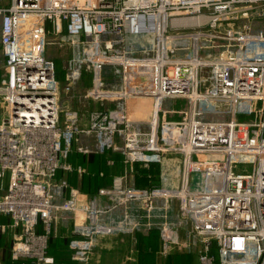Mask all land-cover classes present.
Instances as JSON below:
<instances>
[{
    "label": "built area",
    "instance_id": "1",
    "mask_svg": "<svg viewBox=\"0 0 264 264\" xmlns=\"http://www.w3.org/2000/svg\"><path fill=\"white\" fill-rule=\"evenodd\" d=\"M180 29L189 31L169 32ZM48 32L90 37L95 47L105 41L103 52L88 57L94 77L87 95L119 105L92 112L88 130L76 112L60 122V97L80 82L81 69L69 71L62 89L46 55ZM177 38L189 39L188 56L171 54ZM203 40L233 49L204 58ZM0 45L10 75L0 89L10 105L0 122V213L18 232L15 259L54 264L49 239L57 215L71 213L72 258L87 261L97 237L140 225L105 220L116 209L179 199L186 227L205 243L197 264H264V0H0ZM181 99L188 101L182 118L166 119ZM84 133L95 134L101 152L126 150L132 163L181 151V185L134 188L117 179L100 197L75 188L66 197L60 173ZM162 238L171 240L170 230Z\"/></svg>",
    "mask_w": 264,
    "mask_h": 264
},
{
    "label": "rangeland",
    "instance_id": "2",
    "mask_svg": "<svg viewBox=\"0 0 264 264\" xmlns=\"http://www.w3.org/2000/svg\"><path fill=\"white\" fill-rule=\"evenodd\" d=\"M92 0H83L85 4H89ZM187 29H180V30H170V34H176L179 32H185ZM189 30H187L188 32ZM191 31V30H190ZM103 43L105 41L102 40ZM100 45L99 47H95L93 44V41L90 37L80 36V37H72L67 33L62 34H55L52 32L47 33V47H46V55L49 59L53 60L55 63L57 75L59 77L61 88L64 89L65 87V78L69 74V71L73 68L80 67L81 69V80L78 84H76L73 89L68 93H63L60 97V122L61 124L66 121L65 117L67 113L70 112H76L79 114L80 118V127L82 129L88 130L90 127L89 119L90 115L94 111H102L107 110L110 108H117L119 105V101L115 100H109L108 98H98L94 99L92 97H89L87 95V92L93 88L92 79L94 77V69L91 68V63H88V57L92 55V53L96 52V50H99V52H103L104 44ZM229 43L225 42L224 40H214V41H204L203 40V48H201V56L204 58H215L220 55V53L223 51V49H233L229 48ZM189 45V39L188 38H177L173 39L171 41V54L176 57H186L190 53H188L189 49L186 50V47ZM142 53V52H141ZM140 53V55H141ZM136 54V53H135ZM137 56H140L136 54ZM74 70V69H73ZM108 81H111L110 78H108ZM10 82V75L8 67L4 63V56L1 52V45H0V89H4L8 86ZM147 105V111H150L152 108V100L146 101ZM188 107V101L187 100H178L176 103L172 104L170 107H168V110H172L173 112L167 113L166 119L168 120H180L182 118L183 113L187 110ZM151 113V112H150ZM10 115V105L5 101L2 94H0V122L2 118L8 117ZM246 117H241V119H244ZM140 119H143L142 116ZM135 127H139L138 124H136ZM92 134V133H91ZM91 134H85L84 135H91ZM95 135V134H94ZM115 144L119 148L123 147L124 141L121 136L118 134L115 136ZM97 140V138H96ZM121 140V144H118V142ZM83 147H79L82 149L81 152H83L85 155H88L92 151L96 150V143L95 137L94 141L91 139V142H88V140L84 139ZM96 144V145H95ZM99 145V144H98ZM78 147L79 144H76ZM179 149V146L178 148ZM114 152V150H111ZM116 151V150H115ZM121 155H123V161L127 165L135 166L137 163H142V165L152 166L154 163L157 162H151V163H144L142 161L139 162H129V158L127 155V151L125 150H117ZM113 154V153H112ZM161 158L160 162L158 164V169L160 173V180L157 184H154L151 187L148 188H166V189H175L176 187L181 185V177H180V170L182 169V161H183V153L181 151H166V152H160ZM113 157L111 156L109 158V163L113 164ZM153 163V164H152ZM195 182H198L197 176H194ZM209 178L214 179L218 183H220L221 178L218 176H211L209 175ZM62 180L66 182V186H64L63 191H65L66 197H68L70 190L72 189L71 185L68 182V179L65 177H62ZM193 179L191 182V187L195 188L194 185H192ZM137 188L136 186H129ZM199 188V187H196ZM75 189H79L75 188ZM151 189V190H152ZM80 190V189H79ZM5 191V187L3 190L0 191V194H2ZM93 195H98L100 197V192L95 193ZM64 200V197L61 199V201ZM105 203V199L101 198V204ZM111 203V202H110ZM181 202L179 199L170 200L169 202H165L163 200L153 199L151 207L144 206L140 202H131L128 204H125V225H132L135 222H139L140 225L136 226L135 224L132 225L134 228L132 230V233L134 232H140V233H146L149 234L150 232H158L161 236L163 233V230L166 228L167 230H170L172 234V239L163 240L162 247L166 245L168 253H171L175 249H185L182 244H187L189 249H192V252L197 253V260L199 259L200 254L204 252L205 243L202 238L198 237L195 233H191L190 230L186 227L187 219L183 218L181 215ZM124 207V206H123ZM64 217H68L70 219L71 213L66 212ZM107 215V214H106ZM63 217L62 214L57 215V217ZM105 220H108L109 217H105ZM114 218L117 219V221H113L110 223L114 224H121L123 222L122 216H121V207L115 210ZM66 221V220H65ZM55 223L53 226L52 234L50 235L49 239V247L51 244V239L54 234L55 229ZM74 225V223H73ZM186 229V231L184 230ZM183 231L186 232V235L184 239H181L179 237L180 234L178 232ZM131 233V234H132ZM117 234H123L125 233H117ZM98 239V237H97ZM95 240V242L97 241ZM14 243V241H13ZM216 244V243H213ZM212 250L214 251V254L218 257V251L216 249V245H213ZM50 249V248H49ZM198 262V261H197ZM38 264V263H37ZM197 264V263H196Z\"/></svg>",
    "mask_w": 264,
    "mask_h": 264
},
{
    "label": "crops",
    "instance_id": "3",
    "mask_svg": "<svg viewBox=\"0 0 264 264\" xmlns=\"http://www.w3.org/2000/svg\"><path fill=\"white\" fill-rule=\"evenodd\" d=\"M94 137L97 142L94 134H83L79 137L76 143L79 146L74 145L66 161L67 169L60 174L61 178L68 179L72 188L79 187L85 195H92L103 188L112 189L117 179H122L124 187L137 188H148L159 182L160 173L157 163H152V166L137 163L131 167L123 161V155L119 151L101 152L96 149L85 155L78 150L80 146L83 147L81 142H84V139L91 142V139L94 141ZM118 144H121V140ZM111 156L113 164L109 163ZM113 212L114 210L110 213ZM114 214L108 221H117ZM62 215L63 217H58L56 220L49 247L50 254L55 260L54 264H196L198 261L197 253L186 248L189 247L187 244H182L185 249L179 248L168 253L167 248L162 247V235L160 236L158 232L99 236L92 246L89 259L75 260L72 258L71 248L72 241L77 238L74 232V219L64 217L66 214ZM121 216L125 221V205L121 207ZM10 225V217L0 213V264H37L31 260L15 259L12 256L14 235L18 232ZM186 232H178L179 237L184 239Z\"/></svg>",
    "mask_w": 264,
    "mask_h": 264
},
{
    "label": "trees",
    "instance_id": "4",
    "mask_svg": "<svg viewBox=\"0 0 264 264\" xmlns=\"http://www.w3.org/2000/svg\"><path fill=\"white\" fill-rule=\"evenodd\" d=\"M61 174V173H60ZM49 252L51 253V248L49 249Z\"/></svg>",
    "mask_w": 264,
    "mask_h": 264
}]
</instances>
